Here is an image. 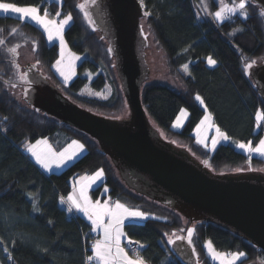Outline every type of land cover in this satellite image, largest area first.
<instances>
[{
    "label": "trees",
    "instance_id": "1",
    "mask_svg": "<svg viewBox=\"0 0 264 264\" xmlns=\"http://www.w3.org/2000/svg\"><path fill=\"white\" fill-rule=\"evenodd\" d=\"M224 1L228 4L239 2ZM4 2L38 6L42 12L48 10L50 18L57 11L61 13V19L71 13L73 20L64 31V39L69 50L80 55L82 61L76 68L75 77L67 85L61 83L52 68L59 56L57 44H49L37 26L29 22L20 23L14 16H0V38L8 41L6 47L20 44L19 53L22 48L33 47L35 41L33 55L35 61H40L38 73L47 76L49 83L76 105L104 117L121 113L124 99L113 58L107 42L85 22L78 7L79 0H61L60 4L47 0ZM144 3L143 16L145 11L152 12L151 16L145 17L152 42L162 51L168 74L181 84L180 90L159 82L144 84L141 105L150 122L166 139L187 147L197 160H207L208 168L214 174L235 173L245 168L248 157L231 146L220 144L211 152L196 144L193 130L204 110L195 96L199 95L204 100L215 125L233 140L251 141L254 146L264 137V119L258 129L255 123L257 112L264 117V104L245 71L246 63H262L264 59V22L257 15L260 8L248 0L250 15L247 20L237 14L233 20L219 23L210 15L218 8L211 0H144ZM204 5H207V11ZM12 28L17 29L15 35H9ZM238 28L243 31L230 35ZM208 57L217 63L209 65ZM10 60V55L0 49V121L5 116L8 118L0 123V237L8 241L17 233L23 237V244L17 240L15 247L11 243L7 245L15 264H86V256L90 254L86 244L92 235L90 227L81 217L69 213L59 198L67 197L74 180L100 169L104 172L103 183L91 191L92 198H97L101 189L106 187L108 196L114 201L119 200L150 217H157L138 223L134 230L124 229L130 240L140 241L146 246L141 254L150 264H161L162 261L164 264H184L173 253L167 239L174 231L186 236L188 228L195 229L194 245L199 254V264H211L203 247L207 241H211L219 251H244L246 258L243 264L264 262V252L243 237L210 221H188L176 211L127 188L110 159L93 139L37 111L23 97L20 101L11 94L12 89L3 83L4 80L18 83L16 69ZM184 64H188L191 75L181 71ZM88 75L94 76L93 79L89 80ZM88 83L95 92L102 91L108 84L110 96L98 99L85 95L82 90ZM19 87L26 86L21 84ZM182 108L187 109L188 117L183 127L175 131L172 123ZM40 139L48 140L57 150L76 140L84 144L85 153L61 172L46 175L24 152L26 143ZM250 163L255 168L264 167V160L258 158L251 157ZM28 192L36 194L42 209L40 213L32 211ZM45 248L47 252L43 251ZM0 264H11L2 252Z\"/></svg>",
    "mask_w": 264,
    "mask_h": 264
},
{
    "label": "water",
    "instance_id": "2",
    "mask_svg": "<svg viewBox=\"0 0 264 264\" xmlns=\"http://www.w3.org/2000/svg\"><path fill=\"white\" fill-rule=\"evenodd\" d=\"M259 8L264 0H250ZM92 25L107 42L128 117L115 120L94 114L65 97L37 68L30 72V99L39 112L93 139L122 182L140 196L176 211L188 221H210L243 237L264 252V172L214 174L190 152L164 140L141 105L149 70L145 62L137 0H83ZM25 66L28 71L31 65ZM264 104V60L248 69ZM22 93V92H21ZM184 264L195 257L186 241L171 245Z\"/></svg>",
    "mask_w": 264,
    "mask_h": 264
},
{
    "label": "snow or ice",
    "instance_id": "3",
    "mask_svg": "<svg viewBox=\"0 0 264 264\" xmlns=\"http://www.w3.org/2000/svg\"><path fill=\"white\" fill-rule=\"evenodd\" d=\"M211 2L215 3L216 0H211ZM257 2H259V0H257ZM91 3L95 4L96 0H91ZM78 7L82 12H84L85 19L89 21V24L94 23L89 14L85 11V5L80 4ZM140 7H145L144 0H140ZM204 10L207 11V5H204ZM0 13L5 15L14 14L17 21L20 23L31 22L39 29H42L41 34H46L47 42H59L60 58L55 61L53 67L63 78L64 84L67 85L68 81L73 75H75V61L80 59L79 56L73 54L71 59L68 60L67 64H65V50L67 46L64 39V31L66 26L70 27L71 21L73 20L71 13L65 15L63 19H58L61 13L57 11L55 13V17L50 18L49 12L47 10H43L42 12L41 8L38 6H18L16 3L4 2V0H0ZM237 14L245 20L249 18L250 13L248 11V0H239L238 3H232L231 5L226 4L224 0H219V10L210 13L214 21L219 23L231 21ZM151 15V11L144 12L145 17ZM257 15L258 18L264 22V7L260 8ZM242 31V28H238L230 33V35H235L236 32ZM16 32L17 29L12 28L9 31V35H15ZM141 34L143 35V29H141ZM145 39H147L146 36ZM7 44L8 41L5 38H0V49L6 51V53L10 55V64L16 69L15 75L17 76L18 83L11 82L10 80H4L3 83L6 87L11 89H16L21 84L25 85L26 87L23 88L22 94L25 100H29L30 85L36 83V80L32 78L30 72L37 67L40 61L37 60L28 71L21 72L20 65L17 63V59L20 55L18 49L21 45L15 44L14 46L6 47ZM32 51H36L35 41L33 42ZM111 51L112 49H109V52ZM207 62L212 66L217 63V61L211 57H208ZM255 63V61L246 63L245 71L251 69ZM182 67L185 74L191 75L188 64H184ZM44 78L48 79L47 76ZM12 95L16 94L12 93ZM18 98L19 97H17V99ZM195 99L200 103V105H204V100L199 95H196ZM204 110L207 112L206 107ZM37 111L39 110L37 109ZM186 116L187 113L182 109L180 111V115L177 116L176 121L172 124V127L175 129L181 128L183 126L182 118ZM7 119V116L3 117V121H0V123L7 121ZM262 119H264V117L257 112V122ZM257 126H260L259 123ZM202 129H214L215 135L211 138V151L217 150V146L222 143H231L234 144L237 149L249 154V162L251 161V154L253 153L264 157V139H259L258 145L256 146H253L251 141L247 143L235 141L226 132L222 131L220 127H217L214 122H212L211 114L205 115L195 128L196 144L203 146L205 149H209V144L207 143L208 137L202 134ZM24 150L35 159L36 164H38L41 169L50 173L53 171V166H55L56 169H59L62 166H65L68 162L77 159L85 150V146L84 144L73 140L71 144L62 150H55L52 145L49 144L48 140L42 139L37 140L35 144L26 143L24 145ZM204 164L205 166H208V161L205 160ZM103 176L104 172L102 169L95 171V173L90 176H81L79 180L74 182L72 193L69 194L66 199L64 197L59 198L60 204L68 205V212H72L73 209H75L77 213H82L83 216L90 221L91 226L89 232H97L100 230L103 233L102 239L98 238L94 243H92L90 250L91 254L86 256V264H150V262L141 254L140 249H144L146 247L143 243L129 239L126 247L122 246L121 240L122 238H127V233L124 230L126 227L134 230L135 226L139 222L148 219H157V217H150L149 214L139 209L130 208L124 203H121L119 200L112 202L109 198V200H106L104 203H101L100 200L93 201L89 196V189L97 181H101ZM104 191L107 193L108 189L105 188ZM27 197L32 201V211L34 213H40L42 209L39 205L36 194L28 192ZM49 223H52V221H49ZM180 231L183 232L184 229H180ZM186 231V236L178 235L175 231L170 235L166 234L168 235L167 244L175 245L177 241H186L187 245L191 249V255L196 258L193 264H199V254L197 253V249L194 245L195 229L188 228ZM17 240H19L21 244L24 243L23 237L18 233L13 235L11 241L0 237V252L4 254V258L10 261L11 264H15V261L11 255V249L7 245L11 243L12 247H15ZM134 245H138V248L133 247ZM203 247L206 249V256L210 260L211 264H237L238 261L243 264V260L246 258V253L244 251H219L214 247L211 241H207ZM37 248L39 250L38 245ZM43 251L47 252L48 250L45 248ZM129 251H131L133 255L130 256ZM161 264H164V262L162 261ZM262 264H264V262H262Z\"/></svg>",
    "mask_w": 264,
    "mask_h": 264
},
{
    "label": "rangeland",
    "instance_id": "4",
    "mask_svg": "<svg viewBox=\"0 0 264 264\" xmlns=\"http://www.w3.org/2000/svg\"><path fill=\"white\" fill-rule=\"evenodd\" d=\"M48 1H49V2H57V3L60 2V3H61V0H48ZM82 1H83V0H79V3H78V4L80 5ZM224 2H225V1H224ZM215 3L218 5L217 10H219V0H216ZM225 3H226V2H225ZM234 3H238V2H234ZM226 4H228V3H226ZM229 5H231V4H229ZM217 10H216V11H217ZM47 11H48V10H47ZM81 12H82V11H81ZM82 14H83V17H84L85 22H86L90 27H92V28L95 30L94 26H93L92 24H89V21H88L87 19H85L84 12H82ZM11 15H12V14H11ZM14 16H15V15H14ZM206 16H207L208 18L210 17L207 13H206ZM52 17H55V14H54V16H52ZM212 18H213V17H212ZM58 19H61V18H58ZM29 23H31V22H29ZM31 24H32V23H31ZM140 26H141V29H143V34H144V36L147 37V39H146V41H147V45L144 47V56H145V62H146V65H147L148 70H149V76H148V79H147V82H146V83H150V82H159V83L164 84V85H166V86H168V87H170V88H172V89H174V90H180V89H181V84H180V82H179L178 80L172 78V77L168 74V72H167V68H166V64H165V59H164V56H163L162 51L158 50V49L156 48V46L153 44V42H152V37H151V35L149 34V32H148V30H147V28H146V26H145V16H143V17L140 19ZM67 27H68V26H66L65 29H66ZM41 30H42V29H41ZM95 32L99 33L97 30H95ZM99 34H100V33H99ZM45 35H46V34H45ZM46 39H47V37H46ZM48 43H49V42H48ZM51 43H56V44H57V46H58V52H59V56H58L57 59H59V58H60L59 42H58V41H53V42H51ZM51 43H49V44H51ZM65 43H66V42H65ZM66 46H67V44H66ZM73 54H75V53L71 52V51L69 50L68 46H67V47H66V50H65V64H67L68 60L71 59V57H72ZM20 55H21V57H20L18 63H19V65H20V67H21V72H23V71L25 70V66H27L26 63H28V65H31V63H33V64L36 63L35 58H34V55H33L32 47H31V48H22V49H20ZM75 55L80 57L79 60H76V61H75V74H76V68H77V66L79 65V63L82 61V57H81L80 55H78V54H75ZM263 60H264V59H263ZM54 64H55V63H54ZM54 64H53V65H54ZM245 65H246V64H245ZM36 68H37V70L40 71V68H39L38 65H37ZM52 68H53V71L56 73V76L60 79L61 83H64V82H63V78L59 75V73H57V72L55 71V68H54L53 66H52ZM181 71L184 73L183 68L181 69ZM247 72H248V70H247ZM40 74H41V73H40ZM184 74H185V73H184ZM41 75H42V74H41ZM74 77H75V75L72 76V78L68 81V83L71 82V81L73 80ZM93 77H94V76H90V75H88L89 80H90V79H93ZM68 83H67V84H68ZM22 89H23V88L18 87V88H16V89H12L10 92H11V94H12V93H15L16 95H13V96H14L16 99H17V97H19L18 100L21 101V98H22V93H21V92H22ZM82 92H83L85 95L90 96V97H94V98H98V99H105V98H108V97L110 96V94H111V89H110L109 85L107 84V85L104 87V89H103L102 91H100V92H95V91H93V90L89 87V83H88V84L84 87V89L82 90ZM199 104H200V103H199ZM200 106H201V108H202L203 110L205 109V106H204V105H200ZM182 109L187 113V116L184 117V118H182V125H184V123L186 122L187 117H188V111H187L186 108H182ZM182 109H181V110H182ZM181 110H180V111H181ZM180 111H179V113L177 114V116L180 115ZM93 113H94V112H93ZM94 114H96V113H94ZM207 114H210V113L208 112V110H207V112H205V110H204V115H203V117L201 118V120H202V119L204 118V116L207 115ZM256 114H257V113H256ZM256 114H255V123H256V125H257L258 123L260 124L261 121L257 122V120H256ZM260 114H261V113H260ZM97 115H98V114H97ZM100 116H102V115H100ZM177 116H176V118H177ZM261 116H262V114H261ZM126 117H128V109H127V106H126L125 101H124V107H123V110L121 111V113L118 114V115H116V116H111V117H108V118L115 119V120H119V119H123V118H126ZM262 117H263V116H262ZM176 118H175V120L173 121V123L176 121ZM199 122H200V121H199ZM212 122H213V120H212ZM173 123H172V124H173ZM198 124H199V123H198ZM214 124H215V123H214ZM196 126H197V125H196ZM196 126H195V128H196ZM182 127H183V126H182ZM182 127H181V128H182ZM181 128H179V129H175V128L172 127V129L175 130V131H178V130H180ZM195 128H194V130H193V135H194V137H195V141H196ZM257 129H258V126H257ZM156 130L158 131V133L160 134V136H161L164 140H166V141H168V142H171V143H173V144L176 145V146H179V147H182V148L187 149V147L180 145L178 142H176V141H174V140H168V139H166L162 132H160L158 129H156ZM202 134H203V135H206V136L208 137V141H207V143L209 144V149H208V150L211 151V150H210V146H211V138L215 135L214 129H213V130H204V129H202ZM261 139H264V137L261 138ZM40 140H42V139H40ZM29 143L35 144L36 141H35V142H29ZM49 144L52 145V147H53L55 150H57V149L54 147L53 144H51L50 142H49ZM70 144H71V143H70ZM222 144H224V145H228V146H231V147L234 148L236 151L241 152V153L245 154L247 157H249V154H248V153H246V152H244V151H242V150L237 149V148L234 146V144H231V143H222ZM256 145H258V142H257ZM256 145H254V146H256ZM41 147H43V146H41ZM63 148H65V147H62V148L59 149V150H62ZM187 150H188V149H187ZM24 151H25V150H24ZM188 151H189V150H188ZM189 152H190V151H189ZM211 152H212V151H211ZM190 154H191V153H190ZM191 155H192V154H191ZM251 157L258 158V159H261V160H264V157H261V156H259L258 154H255V153L251 154ZM78 158H80V157H78ZM78 158H77V159H78ZM77 159H76V160H77ZM76 160H74V161H76ZM74 161H71L70 164H71L72 162H74ZM199 161H200V160H199ZM200 162H201V161H200ZM201 163L205 166L204 161H202ZM205 167H208V166H205ZM65 168H66V167H65ZM65 168H64V169H65ZM64 169H61V171L64 170ZM61 171H59V172H61ZM250 171H260V172H264V167L255 168V167H253V166L251 165L250 162H248L247 165L245 166V168H243V169H239V171L237 170V171H235V172H250ZM111 200H113V199H111ZM130 254L133 255V253H130ZM238 262H239V261H238ZM238 262H237V263H238Z\"/></svg>",
    "mask_w": 264,
    "mask_h": 264
},
{
    "label": "crops",
    "instance_id": "5",
    "mask_svg": "<svg viewBox=\"0 0 264 264\" xmlns=\"http://www.w3.org/2000/svg\"><path fill=\"white\" fill-rule=\"evenodd\" d=\"M48 1V0H47ZM49 2V1H48ZM54 3H56V4H60V2H54ZM8 15H10V16H14V14H8ZM0 16H5V14H2V13H0ZM15 17V16H14ZM54 72V71H53ZM54 74H55V76H56V73L54 72ZM57 77V76H56ZM58 78V77H57ZM59 79V78H58ZM60 80V79H59ZM70 144V143H69ZM69 144H67L65 147H67ZM27 155H28V157L31 159V161L44 173V174H46V175H48V174H51V173H58L59 171H61V169H64L65 167H67L69 164H70V162H68L65 166H62L61 168H59V169H56L55 168V166H53V171L52 172H45L43 169H41L40 168V166L38 165V164H36V162H35V159L34 158H32L31 157V155L29 154V153H27L26 151H24ZM85 153V150L79 155V157H81L83 154ZM76 160V159H75ZM90 176V175H89ZM80 178V177H79ZM79 178H77L76 180H74L73 182H72V184H71V191H70V193L69 194H71L72 193V191H73V185H74V182L75 181H77V180H79ZM103 183V178H102V180L101 181H97L94 185H92V187L89 189V196H90V198L93 200V201H95V200H100V202L101 203H104L106 200H109V196H108V192L107 193H105V191H104V189L106 188V187H103L102 189H101V192L99 193V195H98V197L97 198H92L91 197V191H93L95 188H97L98 186H100L101 184ZM77 187H78V185H77ZM68 194V195H69ZM67 195V196H68ZM66 199V198H65ZM111 199V198H110ZM112 202H115L114 200H111ZM64 206L66 207V209L68 208V205L67 204H64ZM69 213H71V214H73V215H78L79 217H81L88 225H89V227L91 226L90 225V221H88L87 220V218L86 217H84L83 216V214L82 213H77L76 211H75V209H73V211L72 212H69ZM142 222H144V221H142ZM142 222H139V223H142ZM94 237H95V240L96 239H102V237H103V233H102V231H100V230H98L97 232H90ZM128 240H129V238L127 237L126 239L125 238H122V240H121V243H122V246H123V244H125V243H127L128 242ZM206 243V242H205ZM205 243H204V245H205ZM91 250V249H90ZM204 251H205V253H206V249L204 248ZM90 254H91V252H90ZM129 255L131 256L132 254H130L129 253Z\"/></svg>",
    "mask_w": 264,
    "mask_h": 264
},
{
    "label": "built area",
    "instance_id": "6",
    "mask_svg": "<svg viewBox=\"0 0 264 264\" xmlns=\"http://www.w3.org/2000/svg\"><path fill=\"white\" fill-rule=\"evenodd\" d=\"M134 241V240H133ZM95 242V237L93 235H90V237L88 238L86 244H87V251L90 252V249H91V245L92 243ZM128 245V242L123 244V246H126L127 247ZM133 247H137L138 248V245H134ZM140 251L142 252L143 249H140ZM129 253H132L131 251H129ZM86 262V261H85Z\"/></svg>",
    "mask_w": 264,
    "mask_h": 264
}]
</instances>
